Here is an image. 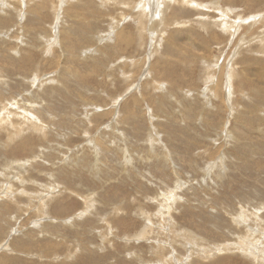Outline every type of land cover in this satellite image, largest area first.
Instances as JSON below:
<instances>
[{"label": "rangeland", "instance_id": "rangeland-1", "mask_svg": "<svg viewBox=\"0 0 264 264\" xmlns=\"http://www.w3.org/2000/svg\"><path fill=\"white\" fill-rule=\"evenodd\" d=\"M187 1L151 36L140 0H0V264L179 263L190 233L217 264L264 249L258 0L222 2L209 29L219 12Z\"/></svg>", "mask_w": 264, "mask_h": 264}, {"label": "bare ground", "instance_id": "bare-ground-1", "mask_svg": "<svg viewBox=\"0 0 264 264\" xmlns=\"http://www.w3.org/2000/svg\"><path fill=\"white\" fill-rule=\"evenodd\" d=\"M31 1V0H30ZM112 0H110V2H111ZM117 1V7L118 6H123V7H128V5H129V0H116ZM169 0H140V2H139V4H138V9L142 12V13H140V14H146L145 13V11L147 12V13H149V16H147L148 17V19H149V24H148V30H149V32L151 33V36H153V35H155V33L157 32V31H159V29H163V28H167V24H168V22L165 20V18H164V15H165V13H166V6L168 5V4H166V3H169L170 4V2H168ZM171 1V0H170ZM175 1V0H174ZM178 0H176V3H178L177 2ZM183 1V0H182ZM190 1V0H189ZM231 0H209V2L205 5V4H195V5H193V3L191 4L192 6H194V8L197 10V8L199 9V8H202V10H203V8L204 9H212L213 11H217V12H219V14H220V18H219V20L218 21H214V22H211V20H208V19H203V18H200L198 21H197V23H198V25L200 24L202 27H203V29H205V28H207V29H209L208 27H207V25H208V23H210V26L212 27V25H214V23L216 22V23H219L221 26H223V27H226V26H228V24H227V19H228V13H229V10H227L226 8L224 9V8H222V7H220L221 6V3L223 2L224 4H230L229 2H230ZM130 2H131V0H130ZM137 2V1H136ZM185 2V1H184ZM186 2L187 3H189L187 0H186ZM200 2V1H199ZM31 3V2H30ZM41 3V2H40ZM88 3H90V2H88ZM122 3V4H121ZM173 3V2H172ZM186 3V4H187ZM75 4V3H74ZM181 4H183V3H181ZM83 5V4H82ZM88 5H90V4H88ZM131 5V4H130ZM129 5V6H130ZM172 5V4H171ZM184 5V4H183ZM224 6V5H223ZM122 7V8H123ZM169 6H167V8H168ZM29 9H30V7H29ZM37 9V8H36ZM256 9H258V10H261L260 11V16L258 15L257 17H255L256 19H254L255 20V22L253 21V23H255L254 25H257V26H259L260 28L258 29V31L256 32L257 34H254L255 35V39H256V51H257V53H259L260 55H264V14H261L262 12H263V10H264V0H258L257 1V4H256ZM123 10V9H122ZM137 11V10H136ZM206 11V10H205ZM208 11V10H207ZM181 12V11H180ZM200 12V11H199ZM202 12V11H201ZM28 13V12H27ZM122 13V12H121ZM124 13V12H123ZM133 13V12H132ZM135 13V12H134ZM136 13H138V12H136ZM19 14H21V13H19ZM167 14H168V12H167ZM136 15V14H135ZM139 15V14H138ZM38 16V15H37ZM210 16V15H209ZM133 17H134V15H133ZM144 17H146V16H144ZM143 17V18H144ZM169 17V16H168ZM171 18V17H170ZM175 18H177V17H175ZM35 19V18H34ZM171 20V19H170ZM174 20V19H173ZM176 20V19H175ZM36 21H37V19H36ZM148 21V20H147ZM169 21V20H168ZM192 21V20H191ZM40 22V21H39ZM138 23H139V21H138ZM171 23H172V21H171ZM185 23V22H184ZM215 23V24H216ZM173 24V23H172ZM240 23L238 22L237 23V26H236V28L237 29H239V27H238V25H239ZM217 26H218V24H216ZM175 26H178V25H175ZM174 26V27H175ZM215 26V25H214ZM217 26H215V27H217ZM241 27V26H240ZM22 28V27H21ZM30 28V27H29ZM170 28V27H169ZM214 28V27H213ZM220 29L222 28V27H219ZM18 29V28H17ZM164 29V30H165ZM168 29V28H167ZM226 29V28H225ZM225 29H222V30H225ZM210 30H212V29H210ZM219 30V29H218ZM30 31H32V30H30ZM40 31V30H39ZM146 31H147V28H146ZM165 31H167V30H165ZM213 31V30H212ZM228 31H229V29H228ZM64 32V31H63ZM114 32V31H113ZM148 32V31H147ZM42 33V32H41ZM161 33V32H160ZM168 33V32H167ZM43 34H46L45 32L43 33ZM42 34V35H43ZM171 34V33H170ZM39 35V34H38ZM65 35H66V33H65ZM111 35V34H110ZM34 36V35H33ZM170 36V35H169ZM207 36V35H206ZM213 36H215V35H213ZM21 37V36H20ZM36 37H37V34H36ZM44 37V36H43ZM43 37H41V38H43ZM115 37H117L116 38V40H120V38H122L121 37V33H120V35H117V36H115ZM175 37V36H174ZM208 37V36H207ZM212 37V36H211ZM210 37V38H211ZM24 38V37H23ZM100 38V37H99ZM112 39V38H111ZM164 39V38H163ZM175 39V38H174ZM207 39V38H206ZM99 40V39H98ZM170 40V39H169ZM214 40V39H213ZM212 40V41H213ZM121 41V40H120ZM226 41V40H225ZM123 42V41H122ZM169 42V41H168ZM210 43H211V41H209ZM215 42V41H214ZM116 43V42H115ZM255 44V43H254ZM206 45H208V44H206ZM15 46V45H14ZM27 48V47H26ZM32 50V49H31ZM90 50V49H89ZM115 50V49H114ZM202 50H203V52L206 50V48L205 47H203L202 48ZM86 51V50H85ZM93 51V50H92ZM115 51H117V50H115ZM160 51V50H159ZM15 52V51H14ZM68 52V51H67ZM112 52H114V51H112ZM205 53V52H204ZM113 55V54H112ZM102 56V55H101ZM104 56V55H103ZM115 56V55H114ZM205 56H207V55H205ZM159 57V56H158ZM207 58V57H206ZM107 59V58H106ZM118 60H117V62L118 61H120V60H126L125 58H121V59H119V58H117ZM259 59H260V57H259ZM263 59V58H262ZM25 60H28V59H25ZM97 60V59H96ZM197 60V59H196ZM33 62V61H32ZM127 62V61H126ZM212 62V61H211ZM28 63V62H27ZM94 63V62H93ZM205 63V62H204ZM21 64V63H20ZM212 64V63H211ZM261 64V63H260ZM119 65V64H118ZM205 66V65H204ZM29 67V66H28ZM118 67V66H117ZM157 69V68H156ZM258 69V68H257ZM94 70V69H93ZM103 70V69H102ZM107 71V70H106ZM105 71V72H106ZM259 71H260V75H261V77L262 78H264V67H259ZM145 73V72H144ZM159 74V73H158ZM128 75V74H127ZM164 77V76H163ZM215 78V77H214ZM217 78V77H216ZM215 78V79H216ZM146 80V79H145ZM158 80V79H157ZM259 81V80H258ZM37 82V81H36ZM141 82V81H140ZM207 82V81H206ZM205 82V83H206ZM261 82V81H260ZM260 82H259V84H258V86L259 85H262V84H260ZM263 82V81H262ZM150 83V82H149ZM217 83V82H216ZM223 84V83H222ZM139 85V84H138ZM152 85V84H151ZM154 85H155V83H154ZM256 86V85H255ZM262 86H264V85H262ZM157 88H158V86H157ZM162 88H164V86L162 85ZM217 88V87H216ZM259 88H260V86H259ZM63 89V88H62ZM159 89V88H158ZM218 89V88H217ZM66 90V89H65ZM109 90V89H108ZM261 90H262V88H261ZM160 92H161V90H159ZM158 91V92H159ZM205 91V90H204ZM214 93H212V91L210 90V91H208V92H205L204 94H201L200 96H201V98L202 99H205V102L206 103H208V101H206L207 99H209L210 101H211V98H212V95L214 94V96L213 97H215V96H217V91H213ZM107 93V92H106ZM162 93V92H161ZM256 93H257V91H256ZM261 94V93H260ZM260 94L258 95V96H260ZM167 95V92L166 93H164V91H163V93L161 94V96H163V97H165ZM170 94H168V97L169 98H171L172 96L170 95ZM160 96V97H161ZM166 99V98H165ZM168 99V98H167ZM138 100V99H137ZM136 103V102H135ZM138 103V102H137ZM172 103V102H171ZM11 105H13V103L11 104ZM15 106H17L16 104H14ZM12 107V106H11ZM129 107V106H128ZM198 107V106H197ZM212 108V107H211ZM248 108V107H247ZM5 112V111H4ZM6 113V112H5ZM8 114V113H7ZM127 114V113H126ZM159 114V113H158ZM1 115V114H0ZM229 120V119H228ZM3 121V120H2ZM37 122H39L38 120H37ZM119 123V122H118ZM14 125V124H13ZM34 125V129L36 130V127L37 128H39L40 126L41 127H43V125L39 122V123H36V124H33ZM40 125V126H39ZM8 126V125H7ZM31 126H32V124H31ZM39 126V127H38ZM14 127V126H13ZM12 127V128H13ZM16 127V126H15ZM109 127V126H108ZM17 128V127H16ZM44 128V127H43ZM19 129H20V127H19ZM41 129V128H40ZM220 129V128H219ZM14 130V129H13ZM17 130V129H16ZM155 130V129H154ZM153 130V131H154ZM40 131V130H39ZM150 132V131H149ZM156 132H157V130H156ZM8 132H6V134H7ZM151 133V132H150ZM218 133V132H217ZM16 134V133H15ZM19 133H17L16 135H18ZM216 134V133H215ZM219 134V133H218ZM221 134H222V132H221ZM152 136H154V135H152ZM220 136V135H219ZM227 136H228V134H227ZM148 137V136H147ZM228 137H230V136H228ZM216 139V138H215ZM214 139V140H215ZM228 139V138H227ZM14 140V139H13ZM149 140V139H148ZM152 140V139H151ZM217 140V139H216ZM17 141V140H16ZM139 142V141H138ZM215 142V141H214ZM15 144V143H14ZM97 149V148H96ZM219 149L221 150V148L219 147ZM199 153V152H198ZM126 154V153H125ZM210 161V160H209ZM216 162H218V160L216 161ZM18 165V164H17ZM16 165V166H17ZM20 166V165H19ZM18 166V167H19ZM220 166V165H219ZM20 168H21V166H20ZM20 168H18V170L20 169ZM207 169H209V166H208V168ZM23 170H24V168H23ZM212 170H213V168H212ZM17 170H15V172H16ZM211 171V170H210ZM20 177V176H19ZM17 179V178H16ZM20 181V180H19ZM20 185V184H19ZM27 185V184H26ZM24 186H25V184H24ZM20 187H22V186H20ZM57 187V186H56ZM21 189V188H20ZM22 189H23V187H22ZM25 190V189H24ZM49 190V189H48ZM26 193V192H25ZM13 193H11L10 191H5V193H4V195L5 196H8L9 195V197L12 195ZM20 194V193H19ZM22 194V193H21ZM166 195V194H165ZM4 196V197H5ZM14 197V196H13ZM34 196H32V199H34L33 198ZM30 198V197H29ZM161 198V197H160ZM0 199H3V198H0ZM16 199V198H15ZM31 199V200H32ZM11 201H13L14 203H15V200H11ZM134 201V200H133ZM168 201H170V200H168ZM172 202V201H171ZM170 202V203H171ZM18 203V202H17ZM16 204V203H15ZM19 204V203H18ZM166 206H168V205H166ZM47 207V206H46ZM17 208V207H16ZM19 208V207H18ZM34 208V207H33ZM113 208V207H112ZM115 208V207H114ZM167 208V207H166ZM41 209V208H40ZM39 209V210H40ZM85 209V208H84ZM257 209H259V208H257ZM165 209H163L162 208V210H160V214H158L159 215V217L160 216H162V218L164 219V217H165V214L163 213V211H164ZM169 210V207L166 209V211H168ZM3 211H5V210H3ZM7 211V210H6ZM43 211V210H42ZM250 211V210H249ZM39 212V211H38ZM87 212V211H86ZM91 212H93V211H91ZM247 212V211H246ZM5 213V212H4ZM84 213V212H83ZM82 213V214H83ZM103 213V212H102ZM101 213V214H102ZM81 214V215H82ZM93 214V213H92ZM104 214V213H103ZM105 215V214H104ZM103 215V216H104ZM157 215V216H158ZM168 215V214H167ZM258 215V214H257ZM12 216V215H11ZM54 216V215H53ZM56 216V215H55ZM97 216V215H96ZM111 216V215H110ZM34 217V216H33ZM78 217H79V215H78ZM83 218V217H82ZM90 218V217H89ZM113 218H114V216H113ZM117 219H118V217H116ZM152 218V217H151ZM244 218V217H243ZM254 218H255V216H254ZM257 218V217H256ZM97 218H95V220H96ZM110 219V218H109ZM108 219V220H109ZM125 219V218H124ZM165 219H167V221L170 219V217L168 216L167 218H165ZM99 220V219H98ZM97 220V221H98ZM126 220V219H125ZM167 221H166V223H167ZM50 222V221H49ZM91 222V221H90ZM117 222V221H116ZM242 222H244V221H242ZM55 223V222H54ZM98 223V222H97ZM105 223H106V221H105ZM241 223V222H240ZM247 223H249V222H247ZM246 223V224H247ZM8 224H9V222H8ZM25 224V223H24ZM51 224V223H50ZM71 224V223H70ZM77 224V223H76ZM92 224H93V222H92ZM99 224V223H98ZM171 224V223H170ZM245 224V225H246ZM52 225V224H51ZM149 225V224H148ZM168 225V224H167ZM35 228H38V227H40V224H38V223H36L35 225ZM60 226V225H59ZM64 226V225H63ZM66 226V225H65ZM175 226V225H174ZM241 226H243V225H241ZM247 226V225H246ZM249 226V225H248ZM52 227V226H51ZM62 227V226H61ZM70 227V226H69ZM69 227H67V228H69ZM105 227V226H104ZM121 227V226H120ZM49 228V227H48ZM64 228V227H63ZM251 228V227H250ZM165 229V228H164ZM177 229V228H176ZM182 229V228H181ZM245 229V228H244ZM256 229V228H255ZM41 230H42V228H41ZM75 230V229H74ZM85 230V229H84ZM141 230V229H140ZM167 230V229H166ZM249 230V229H248ZM252 230V229H251ZM257 230V229H256ZM83 231V230H82ZM81 231V232H82ZM246 231V230H245ZM90 232V231H89ZM103 232V231H102ZM166 232H168V231H166ZM181 232H183V231H181ZM185 232V231H184ZM248 232V231H247ZM25 233V232H24ZM36 233V232H35ZM52 233V232H51ZM99 233V232H98ZM101 233V232H100ZM99 233V234H100ZM256 233H258V232H256ZM55 234V233H54ZM75 234V233H74ZM163 234V233H162ZM161 234V235H162ZM82 235V234H81ZM85 235H86V233H85ZM88 235V234H87ZM182 235V234H181ZM255 235V234H254ZM259 235H262V234H260L259 233ZM58 236V235H57ZM246 236H247V234H246ZM251 236V235H250ZM256 236V235H255ZM35 237V236H34ZM101 237H103L102 235H101ZM107 237V236H106ZM175 237H177V236H175ZM246 238V237H245ZM28 239V238H27ZM56 239V238H55ZM103 239V238H102ZM249 239L250 238H247V239H242V240H240V241H238V244H237V248L239 249V253H242L243 254V256H245V258H247V260H249L250 258V260H252V263L253 264H264V259H263V261H262V258H263V256H264V253H262V252H264V249L263 248H260L259 249V247L257 246V245H255V244H252V243H248L246 240H248L249 241ZM253 239V238H252ZM42 240V239H41ZM178 240H183V242L185 243H187L188 244V246H182V248L184 249V253H185V255L187 256L186 257V259H184V260H182V261H178L179 263H177L176 261L177 260H174V262L172 263V264H190L191 262H196L195 260L196 259H202V260H204V259H209L210 257H211V261L213 260L212 259V256H213V254L215 255V253L213 252V247L212 248H208V243L207 242H205L204 241V239L203 238H200V237H198V236H195L194 234H192V233H190V235L188 234L185 238H183V237H179V239ZM108 241V240H107ZM174 241V240H173ZM202 241H204L205 242V244H206V246H201V247H199L198 248V244H201L202 243ZM252 241H254V240H252ZM24 242V241H23ZM47 242V241H46ZM153 242V241H152ZM236 242V241H235ZM243 242H245V243H247L248 245H250V246H252V247H249L248 249H246L247 247L246 246H248V245H245V244H242ZM250 242V241H249ZM261 243V242H260ZM172 244V243H171ZM259 244V243H258ZM32 245V244H31ZM52 245V244H51ZM89 245V244H88ZM169 245V244H168ZM225 245V244H224ZM245 245V246H244ZM260 246L261 245H263L262 243L261 244H259ZM159 246V245H158ZM170 246V245H169ZM36 247V246H35ZM46 247V246H45ZM88 247V246H87ZM93 247V246H92ZM102 247V246H101ZM173 247V246H172ZM227 247L228 246H226V249H227ZM235 247V246H234ZM263 247H264V245H263ZM12 248V247H11ZM55 248V247H54ZM54 248H53V250H54ZM82 248V247H81ZM169 248V247H168ZM221 248H223V246H221ZM231 248V247H230ZM230 248H228V249H230ZM236 248V249H237ZM45 249V248H44ZM89 249V248H88ZM216 249V248H215ZM263 249V251H260V250H262ZM4 250V249H3ZM16 250V249H15ZM41 250V249H40ZM49 250H50V248H49ZM52 250V249H51ZM52 250V251H53ZM223 250V249H222ZM52 251H50V252H52ZM95 251V250H94ZM154 252H155V250H153ZM158 251V250H157ZM155 252L154 253V255H160L161 253L160 252ZM174 251V250H173ZM221 251V250H220ZM224 251V250H223ZM226 251V250H225ZM14 252V251H13ZM42 252H43V248H42ZM79 252V251H78ZM215 252H217V251H215ZM230 252V251H229ZM41 253V252H40ZM49 253V252H48ZM64 253V252H63ZM86 253V252H85ZM91 253V252H90ZM153 253V252H152ZM226 253H227V251H226ZM235 253V252H234ZM44 254V253H43ZM217 254V253H216ZM220 254H222V253H220ZM231 254H232V252H231ZM55 255V254H54ZM90 255V254H89ZM162 255V254H161ZM218 255V254H217ZM234 255V254H233ZM28 256V255H27ZM30 256V255H29ZM51 256H53L52 254H51ZM66 256V255H65ZM135 256V255H134ZM171 256V255H170ZM11 257V256H10ZM69 257V256H68ZM159 257V256H158ZM165 257V256H164ZM135 258H136V260H138V262H139V264H152V262H147V261H143L142 259H140V258H138V257H136L135 256ZM180 258V257H179ZM6 259V258H5ZM39 259H41V258H39ZM58 259V258H57ZM60 259V258H59ZM58 259V260H59ZM175 259V258H174ZM216 259V258H215ZM16 260V259H15ZM51 260V259H50ZM57 260V261H58ZM168 260V259H167ZM217 260V259H216ZM62 261V260H61ZM161 261H162V259H161ZM211 261H207V264H217V263H215L214 262V260H213V262L212 263H210ZM53 262V261H52ZM158 262V264L160 263L159 261H157ZM157 262L155 263V264H157ZM163 262V261H162ZM176 262V263H175ZM198 262V261H197ZM197 262H196V264H197ZM232 262V261H231ZM240 262V261H239ZM54 263V262H53ZM83 263V262H82ZM154 263V262H153ZM170 263V262H169ZM201 263V262H200ZM228 263V262H227ZM40 264H41V262H40ZM59 264V263H58ZM230 264V263H229ZM241 264V263H240ZM247 264V263H246Z\"/></svg>", "mask_w": 264, "mask_h": 264}]
</instances>
